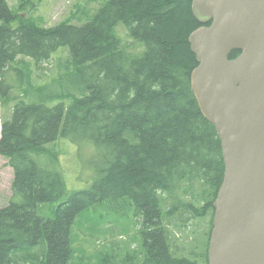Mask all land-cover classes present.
Returning <instances> with one entry per match:
<instances>
[{
  "label": "trees",
  "instance_id": "obj_1",
  "mask_svg": "<svg viewBox=\"0 0 264 264\" xmlns=\"http://www.w3.org/2000/svg\"><path fill=\"white\" fill-rule=\"evenodd\" d=\"M191 3L108 0L81 26H37L19 17L12 28L18 17L0 0L1 96L10 87L3 76L15 60L39 65L60 48L69 51L65 63H55L58 89L54 85L46 95L58 103L18 101L10 119L0 120V155L13 170L11 199L0 208V264H68L76 216L100 205L134 210L141 252L127 264H207L213 202L225 167L220 138L190 89L197 60L188 38L204 25ZM118 24L139 51L123 49ZM59 138L96 147L99 162L92 184L44 218L38 205L66 194L59 155L48 147ZM165 194L172 200L168 211ZM183 210L195 218L210 214L199 253L173 249L166 219Z\"/></svg>",
  "mask_w": 264,
  "mask_h": 264
},
{
  "label": "water",
  "instance_id": "obj_2",
  "mask_svg": "<svg viewBox=\"0 0 264 264\" xmlns=\"http://www.w3.org/2000/svg\"><path fill=\"white\" fill-rule=\"evenodd\" d=\"M191 10L204 25L188 38L190 89L225 167L207 264H264V0H192Z\"/></svg>",
  "mask_w": 264,
  "mask_h": 264
},
{
  "label": "rangeland",
  "instance_id": "obj_3",
  "mask_svg": "<svg viewBox=\"0 0 264 264\" xmlns=\"http://www.w3.org/2000/svg\"><path fill=\"white\" fill-rule=\"evenodd\" d=\"M106 1L108 0H7V3L18 17L11 23V27L16 28L19 17L37 26L53 27L62 22L81 26L89 22ZM115 32L122 40L123 49L132 52L141 49L139 44L129 38L123 24H118ZM68 59V48L63 47L52 55L50 61L40 65L29 58L24 59L25 64L15 60L3 76L10 87L6 95H0V120L10 119L18 101L44 103L49 107L56 105L58 101H47L46 95L50 89L53 90L54 85L58 89L55 63H65ZM29 81L31 87L27 85ZM41 86L47 87L42 92L34 90ZM69 101L65 103L68 104ZM48 147L59 155L57 169L62 175L66 194L61 200L38 205L37 214L44 218L52 216L53 210L66 201L72 192L85 190L92 184L95 177L94 166L99 162V151L87 143L75 144L59 138ZM12 178V167L0 155V208L11 199ZM164 199L163 208L168 211L172 200L166 194ZM209 219L210 214L195 218L184 210L179 215L166 219L173 249L183 255L199 253L209 229ZM138 232L137 217L133 209H114L100 205L82 211L76 216L72 227L74 255L68 264H127L132 256L137 258L141 252Z\"/></svg>",
  "mask_w": 264,
  "mask_h": 264
},
{
  "label": "flooded vegetation",
  "instance_id": "obj_4",
  "mask_svg": "<svg viewBox=\"0 0 264 264\" xmlns=\"http://www.w3.org/2000/svg\"><path fill=\"white\" fill-rule=\"evenodd\" d=\"M209 24V23H208Z\"/></svg>",
  "mask_w": 264,
  "mask_h": 264
}]
</instances>
